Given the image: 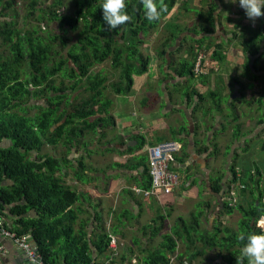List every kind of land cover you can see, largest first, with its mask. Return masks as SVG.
Masks as SVG:
<instances>
[{
    "label": "trees",
    "instance_id": "1",
    "mask_svg": "<svg viewBox=\"0 0 264 264\" xmlns=\"http://www.w3.org/2000/svg\"><path fill=\"white\" fill-rule=\"evenodd\" d=\"M216 1L223 2L208 0L206 8L191 9L187 27L182 24L186 21L175 18L164 23L177 0H154L164 9L155 21L146 19L142 0H125L130 20L109 30L102 19L103 0H26L20 8L18 0H0V220L4 224V207H10L15 221L9 231L19 239L26 237L45 264H176L175 260L177 264H237L248 235L264 234L256 227L264 217V173L258 169L241 178L248 193L243 203L241 197L233 204L235 171L225 185L222 176L217 178L213 192L229 198L222 199L210 229L200 226V215L188 222L178 220L170 232H164L168 216L163 215L154 222L159 227H144L141 236L147 242L134 241L139 252L135 263L133 248L118 247L121 253L114 255L110 245L112 237L121 236L117 226L108 227L101 215L85 210L82 199L87 192L66 183L69 169L75 167L68 158L73 147L85 152V147L97 143L91 154L114 151L101 148L114 136V97L135 95L134 78L148 73L151 58L141 52L144 46L154 47L164 81L176 76L204 83L202 58L198 73L195 65L210 49L203 45L206 37L221 24ZM184 3L180 17L189 19L190 9ZM19 10L24 16L18 28ZM186 32L191 33L192 44L182 53ZM260 38L264 40L258 36L245 42L244 51L253 55ZM215 57L213 52L212 60ZM107 63L112 73L102 68ZM35 99L44 100V105L26 107ZM4 142L8 144L1 146ZM145 144L143 139L137 147ZM45 146L62 150L54 157ZM77 160L73 180L85 183L94 168L86 164L84 155ZM144 167L149 174L148 165ZM7 180L13 184L6 185ZM31 212L35 216L30 217ZM235 213L240 217L236 229L225 222ZM243 264H249L246 258Z\"/></svg>",
    "mask_w": 264,
    "mask_h": 264
},
{
    "label": "crops",
    "instance_id": "2",
    "mask_svg": "<svg viewBox=\"0 0 264 264\" xmlns=\"http://www.w3.org/2000/svg\"><path fill=\"white\" fill-rule=\"evenodd\" d=\"M193 3L204 9L208 0H193ZM224 4V10L219 4L217 8V13L222 10L224 15L220 27L216 25V32L207 36L203 44L210 45L206 56H200L207 77L204 83L176 76L165 80L168 87L164 98L158 99L159 103L153 107L158 105V109L140 107L136 110L138 114L133 113L129 118L136 121L127 119L121 123L116 119L114 136L110 135L106 140L107 147H102L114 151L99 154L96 161L99 166L86 184L76 180L69 183L77 187L81 184L79 191L87 192L88 196L82 199L85 210L91 215L97 213L105 223L117 226L121 233V236H114L117 244L123 240L127 248L137 249L134 246L137 238L146 243L141 236L142 229L159 227L154 222L160 215L168 216L164 232L175 228L178 220L188 222L194 215L201 216V227L210 229L222 199L229 198V195L223 197L222 193L213 192L217 178L222 176L225 185L231 182L235 171L237 183L232 192L233 203L241 197L243 203L248 193L241 178L256 169L264 173V160L257 166L253 158L259 155L250 151L251 147H258V151L264 153V40L260 38L259 45L252 49L253 55L243 49L245 42L253 37L264 36V16L253 22L235 0H226ZM213 52L217 56L214 60ZM194 91L198 93L193 95ZM136 96H117L116 103L119 101L124 105L125 100ZM144 121L148 123L142 124ZM134 136L137 139H133ZM143 139L146 144L140 149L138 141ZM119 140L124 145L118 144ZM169 140L180 145L170 163L179 175V185L170 195L160 191L149 196L136 193L135 188L151 186L144 167V164L148 165V145ZM127 148L134 150L123 153ZM5 184L13 183L7 180ZM82 185H85L83 190ZM10 209L4 207L2 215L8 228L15 221ZM29 215L35 216L32 212ZM93 223L89 229L91 233ZM0 264L37 263L0 234Z\"/></svg>",
    "mask_w": 264,
    "mask_h": 264
},
{
    "label": "rangeland",
    "instance_id": "3",
    "mask_svg": "<svg viewBox=\"0 0 264 264\" xmlns=\"http://www.w3.org/2000/svg\"><path fill=\"white\" fill-rule=\"evenodd\" d=\"M223 1V4L221 3H217L219 4V8H223L222 10H224L226 8V5L224 4V2L226 0H222ZM26 4V0H18V5H19V8L21 5L23 4ZM183 0H177V6L176 8L172 11V13L169 15L168 18H166L164 20V23H166L167 21L169 20H173L174 18L176 20H180V21H192V10L193 9V12H195V10H199L198 6L195 5V3H193V0H185V6L186 8L190 9V15H189V19L187 18H183V17H180L181 14H184L182 11H181V4H183ZM196 6V8H195ZM222 10L219 11L218 14H220V17H222L223 15V12ZM18 18H17V25L16 27H22V20H23V12H21V10L18 11ZM171 18V19H170ZM191 19V20H190ZM8 20V19H7ZM175 20V21H176ZM10 21V20H9ZM188 21L186 22H183V26L185 24V26L187 27H190ZM177 22V21H176ZM191 23V22H190ZM190 32H186L185 34H182L185 38V44L183 45V48L184 49L182 51V53L187 49L189 48V46L192 44V42H190L189 38L191 37L190 36ZM150 35L154 36V33L151 32ZM155 37L157 38V35H155ZM197 38L199 40H202L203 39V35L201 34H198ZM154 41H153V44H155L156 40L154 38H152ZM75 41L77 40V38L75 37L74 39ZM0 45L1 44V40H0ZM194 45V44H193ZM2 50V48L0 49ZM141 52L143 53L144 56H150L151 60H150V66H149V70H148V73L146 75H143L141 77H136L134 78L135 79V83L132 87V91H134L136 95H133L134 97L136 96V98L134 99L133 97L128 99V100H125L126 103H124V105H120V102L118 101L116 103V97H114V109L112 111V114L114 116V121L116 119H118V122H124V121H128L127 119H129L130 117H133V113L134 114H138L137 113V109H139L140 107L142 109H145V108H152V109H158L156 107H158V105L154 107L155 103H157L159 100L158 99H163L164 98V94L166 92V88L168 87L167 84H164V80L163 78H165L160 70H159V66H160V61L159 59L157 58V55L156 53L154 52V47L153 46H144L142 49H141ZM1 53V52H0ZM66 53V52H65ZM200 54V53H199ZM178 56V55H177ZM202 56V55H200ZM200 60H201V57H199V59L197 60L198 62L196 63L195 65V71L196 73H198L199 71V64H200ZM102 68L107 72V73H112V70H111V65L109 63L105 64L102 66ZM165 70L168 72V68L166 67ZM165 73V72H164ZM162 79V82H160ZM167 80H172V78H168ZM163 89V90H162ZM136 91V92H135ZM118 97H121L123 98V96H118ZM157 98V99H156ZM118 99V98H117ZM44 100H40V99H35V100H32V101H29L26 103V107H29V106H43L44 105ZM159 103V102H158ZM125 106V107H124ZM124 108V109H122ZM136 108V109H135ZM27 109V108H26ZM150 109H146V110H150ZM38 110H30L29 111V115H33L37 112ZM130 115V116H129ZM126 119V120H125ZM155 119V117L153 118V120ZM129 120H132V121H136L137 119L133 120V119H129ZM148 122L144 121L142 122V124H147ZM128 127V126H126ZM130 128V127H129ZM53 131V130H52ZM98 139V138H96ZM107 140V139H106ZM6 143L8 144V142H4V144H1V146H5ZM94 144V143H93ZM152 145H148V147H150ZM97 147V146H96ZM96 147H92V149H96ZM102 148V147H101ZM62 148H59L58 149V153L59 151H61ZM103 151H105L106 149H103ZM148 150V149H147ZM258 147H251L250 151L253 152V153H257L259 155V157H256L254 156L253 158V162L256 163L257 166H261L263 160H264V153H261L258 151ZM92 152V150L90 151V153ZM57 153V155H58ZM52 154V151H49V155ZM71 157V156H70ZM92 167L94 168V171L95 169H97V166H99V163L96 164V161L98 160L99 158V152L97 150H95L93 153H92ZM249 167V166H248ZM68 172V171H67ZM67 174V173H66ZM72 172L69 171L68 172V176L66 178V183H70V182H73L74 178H71L69 179V176L73 177L72 176ZM90 176V175H89ZM88 182V181H87ZM86 182V183H87ZM85 183V184H86ZM79 186H81V184H79ZM78 186V187H79ZM77 187V186H76ZM232 188H234V186H232ZM82 190L85 189V185H82ZM233 195V193H231ZM240 221V217L237 215V213H235L234 216L230 217V218H227L225 222H227V225L229 226H232L234 227V229H236V226L237 224L239 223ZM110 225L108 224V227ZM262 224L260 222L256 223V227L259 228L261 227ZM135 235V234H134ZM126 242V241H124ZM123 242V240H119L118 244L116 242V255H118V253L120 254L121 252L119 251L118 247H120V249L122 248H125L126 245L125 243ZM138 249H134V257H136V255L138 254ZM174 260V259H173ZM136 261V258H134L133 262L135 263ZM174 263L177 264V260L174 261ZM199 264V263H198Z\"/></svg>",
    "mask_w": 264,
    "mask_h": 264
},
{
    "label": "built area",
    "instance_id": "4",
    "mask_svg": "<svg viewBox=\"0 0 264 264\" xmlns=\"http://www.w3.org/2000/svg\"><path fill=\"white\" fill-rule=\"evenodd\" d=\"M179 149L180 145L176 141H164L148 148V168L149 176L151 178V188L149 190L135 188L134 190L136 193L149 196L156 191L162 192L163 195H170L174 192L176 187L179 185V175L172 170L170 163L172 156L178 152ZM258 222L262 224L259 229L262 233H264V217L259 219ZM9 229L10 228H8L0 220V234L4 238L13 241L31 261L37 264H45L41 254L30 245L26 237L19 239L13 232H10ZM110 248L114 251L115 255L116 242L113 237Z\"/></svg>",
    "mask_w": 264,
    "mask_h": 264
},
{
    "label": "clouds",
    "instance_id": "5",
    "mask_svg": "<svg viewBox=\"0 0 264 264\" xmlns=\"http://www.w3.org/2000/svg\"><path fill=\"white\" fill-rule=\"evenodd\" d=\"M236 2L250 21L254 22L257 18L264 16V12H262L264 0H235ZM142 7L148 21L158 20L164 11L163 8L157 7L154 0H142ZM125 8V0H103L101 5L102 19L109 30L117 29L118 26L124 25L130 20ZM245 258L249 264H264V234L253 233L248 235L240 250V256L236 258L237 264H243Z\"/></svg>",
    "mask_w": 264,
    "mask_h": 264
},
{
    "label": "flooded vegetation",
    "instance_id": "6",
    "mask_svg": "<svg viewBox=\"0 0 264 264\" xmlns=\"http://www.w3.org/2000/svg\"><path fill=\"white\" fill-rule=\"evenodd\" d=\"M93 146L94 147H96V146L98 147L97 143H94ZM60 147L61 146H58V148L57 147L45 146L43 149L48 150V152L49 151H52V154H50V155L56 157L57 156V153H58V149ZM92 147L91 146L85 147V150H84L85 152L77 150V149H80V148H76V147H73L71 149L70 154H69L68 157L71 156L69 159L74 162V164H75L74 166L75 167H72L71 169H69V171H71L73 173L72 174L73 177L69 176L70 178H74V170L76 169V167L78 165V160L77 159L81 158L82 155H84L85 158H86V160H85L86 161V164L89 165V166H92V162H93L92 159L93 158H92V154L90 153V151L93 150ZM43 161H45V159Z\"/></svg>",
    "mask_w": 264,
    "mask_h": 264
}]
</instances>
